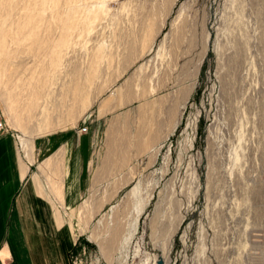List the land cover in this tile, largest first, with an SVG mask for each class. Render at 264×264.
Returning a JSON list of instances; mask_svg holds the SVG:
<instances>
[{
	"label": "rangeland",
	"instance_id": "374dc122",
	"mask_svg": "<svg viewBox=\"0 0 264 264\" xmlns=\"http://www.w3.org/2000/svg\"><path fill=\"white\" fill-rule=\"evenodd\" d=\"M0 116L94 139L74 264H264V0H0Z\"/></svg>",
	"mask_w": 264,
	"mask_h": 264
},
{
	"label": "crops",
	"instance_id": "0c3cea01",
	"mask_svg": "<svg viewBox=\"0 0 264 264\" xmlns=\"http://www.w3.org/2000/svg\"><path fill=\"white\" fill-rule=\"evenodd\" d=\"M22 144L29 157L0 134V264H74L81 237L72 221L96 206L83 201L94 139L60 130Z\"/></svg>",
	"mask_w": 264,
	"mask_h": 264
},
{
	"label": "built area",
	"instance_id": "2783aa9c",
	"mask_svg": "<svg viewBox=\"0 0 264 264\" xmlns=\"http://www.w3.org/2000/svg\"><path fill=\"white\" fill-rule=\"evenodd\" d=\"M87 129L86 128H81L79 129V133H83L86 132ZM0 134H13V132H11V129H9V127L7 126L6 122H4V120L2 119V117L0 116ZM14 137L17 139V141L19 142L21 137L18 136L17 134L14 135ZM21 142V141H20ZM19 142V143H20ZM21 144V143H20Z\"/></svg>",
	"mask_w": 264,
	"mask_h": 264
},
{
	"label": "bare ground",
	"instance_id": "6f19581e",
	"mask_svg": "<svg viewBox=\"0 0 264 264\" xmlns=\"http://www.w3.org/2000/svg\"><path fill=\"white\" fill-rule=\"evenodd\" d=\"M78 90H79V88H78ZM8 108H9V106H8ZM7 110H9V109H7ZM9 114V116H10V119H11V123H12V125H14L15 126V121L17 122V121H20L21 122V120L19 119V117H17V116H13L14 114V112L12 111V113L10 112V110H9V112H8Z\"/></svg>",
	"mask_w": 264,
	"mask_h": 264
}]
</instances>
